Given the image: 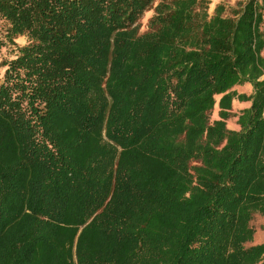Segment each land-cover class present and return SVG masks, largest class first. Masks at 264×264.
<instances>
[{
  "label": "trees",
  "instance_id": "trees-1",
  "mask_svg": "<svg viewBox=\"0 0 264 264\" xmlns=\"http://www.w3.org/2000/svg\"><path fill=\"white\" fill-rule=\"evenodd\" d=\"M209 2L0 0V264H264V0Z\"/></svg>",
  "mask_w": 264,
  "mask_h": 264
},
{
  "label": "rangeland",
  "instance_id": "rangeland-1",
  "mask_svg": "<svg viewBox=\"0 0 264 264\" xmlns=\"http://www.w3.org/2000/svg\"><path fill=\"white\" fill-rule=\"evenodd\" d=\"M209 1L210 2L208 5V12L209 14H212L215 5L218 3H223L227 8H229L236 5V3L241 0H209ZM153 13H154L153 6L144 12L143 16L139 21L141 30H145L147 28V21ZM7 27H8L7 22L0 17V77L4 70V67L1 64L2 60L11 57L17 45L19 46L26 43L25 36L15 37L14 43L9 41L6 36ZM235 105H236L234 107L235 109L240 107V104H235ZM216 116H217V108H214L213 111L211 112V117H216ZM234 123H235V119L233 117L227 120V126L230 128L234 127ZM251 223L255 228V234L252 242L255 243V242L264 241V215L258 213L254 214Z\"/></svg>",
  "mask_w": 264,
  "mask_h": 264
},
{
  "label": "crops",
  "instance_id": "crops-1",
  "mask_svg": "<svg viewBox=\"0 0 264 264\" xmlns=\"http://www.w3.org/2000/svg\"><path fill=\"white\" fill-rule=\"evenodd\" d=\"M236 89L240 92H246L249 93L251 91V86L250 84H244V85H239L236 86ZM237 102V103H236ZM235 104H240V107H244L247 106L248 103L247 102H238L237 100L233 101V105L236 106Z\"/></svg>",
  "mask_w": 264,
  "mask_h": 264
}]
</instances>
